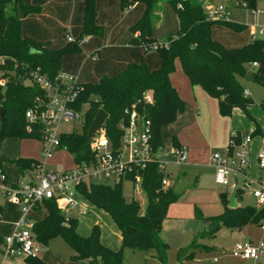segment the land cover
Here are the masks:
<instances>
[{"label": "trees", "instance_id": "obj_1", "mask_svg": "<svg viewBox=\"0 0 264 264\" xmlns=\"http://www.w3.org/2000/svg\"><path fill=\"white\" fill-rule=\"evenodd\" d=\"M119 1L121 13L137 3L143 4L142 15L129 27L132 34L129 44L141 46L145 53L157 52L161 64L158 69L151 70L142 59L127 64L117 75L104 76L98 82L77 83V97L69 106L80 112L83 104L88 105L83 130L81 133H60L59 137L61 146L67 147L75 163L93 161L96 157L87 133L101 109L108 114L104 131L114 149L119 146L122 136L119 124L127 119L126 109L132 106L150 120L153 147H163L161 128L174 122L177 113L183 111L186 105L171 81L177 62L193 85L200 86L210 97L217 100L221 116H231L233 110L239 108L249 119L255 121L249 108L257 103L246 93L238 76H250L255 82L264 85V39L254 38L243 46L227 47L213 37V26L222 25L241 31L245 29V25L210 18L204 0H166L177 16L179 29L158 39L154 36V31L161 0ZM237 1V5H240L241 0ZM243 1L248 8H256V0ZM19 11L23 16H28L41 13L42 7L25 4L22 0H0V71L7 78L6 85L0 86V111H5L3 120L0 117V143L8 137L41 139L36 125L31 131L28 130L29 123L25 117L26 111L35 105L38 98L45 95V90L33 74L38 73L50 81L59 80L63 57L80 53L86 37L104 34V28L96 22L97 0H84L81 33L74 40L54 50L48 49V43L22 35ZM254 62L257 66L252 65ZM247 64L251 65L249 69L246 68ZM147 91L153 92L152 103L143 99ZM258 105L264 112V101ZM259 128L256 123L255 131L250 134L254 136ZM173 145L180 146L175 137ZM5 162L13 164L21 177L41 165L35 158L9 159L1 154L0 168L3 172L2 166ZM134 173L141 175V190L147 198L144 211L137 199L126 200L123 183L113 185L91 182L77 187L78 193L89 204L106 212L114 221L122 236L119 250H113L102 242L98 225L93 226L89 235L79 234L78 219L62 213L54 199H44L41 205L36 206L37 211L41 206L47 210L44 218L33 220L32 231L37 241L47 244L51 238L60 236L75 251L71 259L86 264H127L123 256L124 248L154 250L157 260L166 264L167 252L171 246L161 237V232L170 205L182 193L176 192L175 185L162 188L164 173L156 162L136 168ZM5 183L17 186L8 177ZM235 193L236 198L241 200L243 191L236 189ZM221 197L223 213L206 218V230L196 235L191 246L178 249L177 264H183L185 257H193L194 249L199 246L198 236L215 237L222 228L241 230L249 224L261 226L264 223V205H239L231 208L227 194L222 193ZM2 242L0 237V249ZM25 260L28 264H48L39 256L26 257Z\"/></svg>", "mask_w": 264, "mask_h": 264}, {"label": "built area", "instance_id": "obj_2", "mask_svg": "<svg viewBox=\"0 0 264 264\" xmlns=\"http://www.w3.org/2000/svg\"><path fill=\"white\" fill-rule=\"evenodd\" d=\"M240 5L247 7L245 2ZM206 9L210 18L226 17L229 14L222 5L207 6ZM252 12L258 13L256 9H252ZM259 36H264V28L254 34L255 38ZM66 39L72 41L75 38L66 34ZM253 66H257V63L254 62ZM33 76L45 90V95L36 100L35 105L26 111L25 117L29 123L28 130L31 131L36 125L41 133L43 156L51 158L57 151H67L66 146H61L60 134L57 135V126L63 121L70 122L78 117L79 112L69 106L77 97L78 81L74 77L62 74L56 81H50L38 73H34ZM6 83L7 78L0 71V86L3 87ZM143 99L152 103L153 92H145ZM126 113L127 119L119 124L122 136L116 149L111 144L110 152L103 150V148L107 149L110 142L104 127L94 133L90 140L91 149L96 153L93 161L75 163L73 168L64 171L46 170L44 163L41 162V165L33 170L30 181L17 182L15 187L5 183L7 176L0 168V188L14 203L20 206L22 212L16 230L6 236L1 244V251L5 257L39 256L41 244L32 231L31 213L36 210L37 205L42 204L44 199H54L61 212L69 216L70 210L77 205L75 195H80L77 190L80 184L97 182L114 185L128 181L133 188L138 187L140 190L141 175L134 173V170L145 167L150 162L158 163L164 173L162 188L167 189L172 186L169 166L187 162L189 156L186 147L172 145L171 149H167L168 147L155 149L151 142L150 120L137 111L134 106L127 108ZM251 142L252 135L250 133L233 131L230 134L227 152L224 155L212 154L210 161L216 169L217 183L224 186L232 183L234 190L241 189L242 191H245L246 187H250V194L255 199V205L263 206V181L250 179L248 171ZM257 164L260 169L264 170V151L258 153ZM239 178L243 180L242 186L238 185ZM261 227L264 231V223ZM231 255L241 261L251 260L254 261V264H261L260 259L264 257V235L257 242L253 240L237 241L231 248Z\"/></svg>", "mask_w": 264, "mask_h": 264}, {"label": "crops", "instance_id": "obj_3", "mask_svg": "<svg viewBox=\"0 0 264 264\" xmlns=\"http://www.w3.org/2000/svg\"><path fill=\"white\" fill-rule=\"evenodd\" d=\"M22 1L28 5H39L42 7L41 13L30 14L28 16H23L19 11L22 23L21 32L24 37H31L37 41L48 43V49L54 50L61 48L68 42L65 31H67V34H70L73 38L78 37L81 33L83 26L84 0ZM204 1L206 5H210V0ZM160 8L161 9L157 11L158 19L156 21L154 31V36L158 39H161L179 29V21L172 6L166 2L162 4ZM143 11L144 6L141 3L131 6L124 13H121L119 0H97L96 22L99 26L104 28V34L103 36L92 35L86 37L82 43V51L80 53L65 55L62 60L61 74L67 77H74L78 82H98L104 76L117 75L126 67L127 64L131 62H139L142 59L146 61L151 70L158 69L161 64V59L157 52L150 51L145 53L141 46L129 44V40L132 37L129 27L140 18ZM168 17H170L175 24L177 23V25H175L173 30L161 31L162 27L167 24ZM214 28L215 25L212 28V35L216 38L217 36H214ZM221 42L223 43V41ZM223 44L226 45L225 43ZM1 60L2 59L0 58V61ZM250 67V64L246 65L247 69ZM242 79L255 82L254 80L246 79V77H243ZM171 81L177 89L180 97L185 101L186 105L183 111L177 113L174 122L164 125L161 128L163 147H167L166 143H168V141L169 144L173 145V138L175 137L178 143L186 147L188 151V146H190L193 141L191 128L195 125L197 128L200 127V129H203L204 123L210 124L212 121V127L213 129H216L217 139H219L221 135L224 138L226 143L225 151L227 152L231 132L241 131L245 133H252L255 131L257 123L260 128L259 132L253 136V140L251 142V160L248 168L250 169L249 175L252 174L255 177H258L257 179H263L264 172L262 173L263 170L260 171L261 169L257 164L258 153L264 151V112L262 108L259 105H254L249 108V113L255 121L249 119L246 113L239 108H235L231 116H221L217 100L210 97L200 86L193 85L182 71L179 62H177V69L175 73L171 76ZM245 91L248 95H250L253 89L251 90L250 87H247ZM22 142L23 141H21L20 144H22ZM210 156L208 157L209 161ZM192 162L194 163H191V166L214 168L212 163L211 165H207L199 160H193ZM5 163L7 164L8 162ZM9 166L14 169V177L12 178L8 175L6 169L3 166L2 167L4 169V173L10 181L13 183L30 181L33 171L26 173V175L21 177L18 174L17 168L13 164L9 163ZM169 171L172 186L175 185L177 187L180 182L184 181L183 173L180 174L177 171H173L170 169V166ZM214 173L213 169H211L210 174L214 175ZM186 186L187 184L185 183L182 192ZM245 194L246 191H243L241 199L244 198ZM136 197L134 196L133 198L137 199L138 197ZM240 201L241 200L237 199L238 206L240 205ZM88 205L96 208L89 203ZM0 212L2 214V220L0 221V237L4 239L16 230V225L22 216V212L20 206L14 203L8 195L3 193L1 188ZM46 214L47 210L41 206L39 211L35 210L31 213V218L33 220L42 219L46 216ZM167 218L164 220L161 237L171 246L169 240L163 235ZM250 225L255 224H249L241 230H233L238 234L237 237L234 238L235 240L232 243V247L237 241L253 240L256 235L252 233L250 229L247 230ZM115 227L116 229H114L113 232H110L109 236H106L104 230L102 229L101 240L111 249L119 250L122 245V236L116 224ZM112 240L115 242L113 243ZM42 258L48 264H86L84 262L73 260L59 261L58 259H54L53 256L48 255H44ZM260 263L264 264V258L260 259ZM0 264L28 263L25 258L22 257L7 258L0 249ZM227 264H254V261H241L232 257Z\"/></svg>", "mask_w": 264, "mask_h": 264}, {"label": "rangeland", "instance_id": "obj_4", "mask_svg": "<svg viewBox=\"0 0 264 264\" xmlns=\"http://www.w3.org/2000/svg\"><path fill=\"white\" fill-rule=\"evenodd\" d=\"M244 1L241 0L240 3ZM166 3V0H161L160 5ZM209 7H218L220 5L226 8L229 13L226 17L220 16L218 18L225 19L231 22L245 25V29L241 31L232 30L226 26L215 25L214 36H217L220 41H223L229 48L240 47L254 40V33L257 34L258 30L264 28V0H256V10L258 13L252 12L253 8L243 7L237 0H210ZM177 25L174 21L167 18V24L162 27V30H173ZM257 38L264 39V36ZM242 86L247 89H253L250 96L257 103L256 106L264 101V85L258 82H251L242 79L238 76ZM88 105L83 104L82 110L79 112L78 117L73 121H63L57 126V135L60 133H81L83 130L85 111ZM229 121V120H228ZM203 129L197 128L195 125L191 128V136L193 141L188 146L189 159L187 163L170 166V169L184 174V182L187 184L184 191L180 195L176 203L171 205L168 211V218L164 226L163 235L169 240L171 248L167 252L166 264L178 263V248H188L192 245L196 235L201 234L207 228L206 218L220 215L224 211L222 202V193L227 194L228 200L234 187L232 183L228 186L221 185L216 182L215 173L210 174L211 169L215 172L214 168H203L198 166H191L193 160H199L204 164L211 165L208 157L214 153L224 155L226 153V143L222 135L217 139L216 129L210 124L204 123ZM253 140V136H252ZM22 142V144H20ZM167 149H171V144L166 143ZM224 144V145H223ZM104 151H111V143L107 145ZM3 154L9 159H16L18 157L35 158L44 163L46 170L64 171L71 169L75 166V161L68 151H57L53 153L51 158H45L42 154V142L37 138H18L8 137L0 143V155ZM29 154V155H27ZM35 154V155H30ZM251 155L249 156V163ZM3 167L6 169L8 175L14 177V169L9 166V162L4 163ZM249 172L250 169L248 168ZM260 170V169H259ZM262 171V169L260 170ZM264 170L262 171V173ZM258 177L250 174V179L257 180ZM263 181L264 178H260ZM1 182V178H0ZM239 186L243 185V180L239 178ZM123 194L127 201L136 198L140 202L141 210L144 211L147 203L145 193L138 187L133 188L131 183L124 181L122 184ZM250 187H246V194L240 201V206L255 205V199L250 194ZM139 192V193H138ZM77 205L74 206L69 216L78 219V232L81 235H89L94 225H98L100 229L104 230L105 235L109 236L110 232L116 229L115 224L109 215L99 209L90 207L88 203L80 195H75ZM250 229L256 236L253 238L255 242L259 241L264 231L259 225H250ZM236 232L227 228H222L215 237H199L193 257H185L183 264H223L229 263L232 259L231 248L232 243L237 237ZM261 237V238H260ZM260 238V239H259ZM113 243L115 242L112 240ZM205 245L206 247H202ZM75 253L62 237L56 236L51 238L47 244H41V252L39 257L44 255L53 256L54 259L59 261H72L71 257ZM123 256L127 264H160L156 258L154 250H133L124 248ZM264 258V257H262ZM43 259V258H42Z\"/></svg>", "mask_w": 264, "mask_h": 264}, {"label": "water", "instance_id": "obj_5", "mask_svg": "<svg viewBox=\"0 0 264 264\" xmlns=\"http://www.w3.org/2000/svg\"><path fill=\"white\" fill-rule=\"evenodd\" d=\"M246 79L253 80L249 76H246ZM4 112L5 111L3 109L0 111V117H1L2 120L4 118ZM107 118H108V114H107V112L105 110L101 109V110L98 111V113L94 117V119H93V121H92V123H91V125H90V127L88 129L87 138L89 140L92 139L94 133H96L97 131H99L101 128L104 127V123H105ZM184 185H185L184 181L180 182L179 185L176 187V192L177 193H181ZM229 207H231V208L238 207V202H237L235 191H233L231 196H230Z\"/></svg>", "mask_w": 264, "mask_h": 264}]
</instances>
